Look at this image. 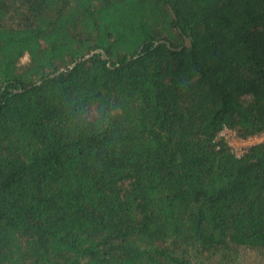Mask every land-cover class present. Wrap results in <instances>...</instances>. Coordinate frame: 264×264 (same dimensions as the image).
I'll return each instance as SVG.
<instances>
[{
    "label": "trees",
    "instance_id": "trees-1",
    "mask_svg": "<svg viewBox=\"0 0 264 264\" xmlns=\"http://www.w3.org/2000/svg\"><path fill=\"white\" fill-rule=\"evenodd\" d=\"M224 130L264 132V0H0V264H264Z\"/></svg>",
    "mask_w": 264,
    "mask_h": 264
},
{
    "label": "rangeland",
    "instance_id": "rangeland-1",
    "mask_svg": "<svg viewBox=\"0 0 264 264\" xmlns=\"http://www.w3.org/2000/svg\"><path fill=\"white\" fill-rule=\"evenodd\" d=\"M220 136L224 137V139L230 144L233 152L237 155L240 153V148L245 146L239 141V138H237L236 135L231 131L224 130L220 134ZM241 264H258V260L254 259V256L249 253H243Z\"/></svg>",
    "mask_w": 264,
    "mask_h": 264
},
{
    "label": "built area",
    "instance_id": "built-area-1",
    "mask_svg": "<svg viewBox=\"0 0 264 264\" xmlns=\"http://www.w3.org/2000/svg\"><path fill=\"white\" fill-rule=\"evenodd\" d=\"M239 141L244 144L245 146H243L242 148H240V151L239 152H242L243 149H247L253 145H256V144H264V132L259 134V135H256V136H253V137H250L248 138L247 140H240ZM240 154V153H239ZM238 154V155H239Z\"/></svg>",
    "mask_w": 264,
    "mask_h": 264
},
{
    "label": "water",
    "instance_id": "water-1",
    "mask_svg": "<svg viewBox=\"0 0 264 264\" xmlns=\"http://www.w3.org/2000/svg\"><path fill=\"white\" fill-rule=\"evenodd\" d=\"M173 18L175 19L174 15L172 14ZM191 43L189 42V40L187 38H184V48H188L190 47ZM182 48H179V50H181ZM96 53H99V52H96Z\"/></svg>",
    "mask_w": 264,
    "mask_h": 264
}]
</instances>
